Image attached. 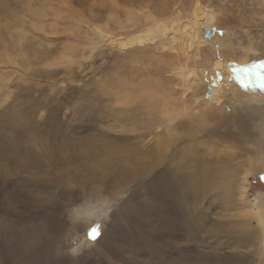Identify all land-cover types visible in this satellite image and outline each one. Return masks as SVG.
I'll return each instance as SVG.
<instances>
[{
    "label": "rangeland",
    "instance_id": "obj_1",
    "mask_svg": "<svg viewBox=\"0 0 264 264\" xmlns=\"http://www.w3.org/2000/svg\"><path fill=\"white\" fill-rule=\"evenodd\" d=\"M197 7L212 32L190 47ZM251 103L264 112V0H0V264H255Z\"/></svg>",
    "mask_w": 264,
    "mask_h": 264
},
{
    "label": "bare ground",
    "instance_id": "obj_2",
    "mask_svg": "<svg viewBox=\"0 0 264 264\" xmlns=\"http://www.w3.org/2000/svg\"><path fill=\"white\" fill-rule=\"evenodd\" d=\"M195 10H196L194 12V18L195 19L192 22L193 24L192 23L190 25L189 24H185V27H188L189 26V28L191 29L190 31H188V42H189L190 47H192L193 45L196 46L197 44H203V43H205L208 40V39H206L208 37L207 30L208 29L209 30H212L211 27H212L213 17H214V16H212L210 14V12L208 10H203L201 7H199V10H198V7H197V9L195 8ZM157 23H158V25H160L159 22H157ZM162 23H163V21H162ZM185 23H189V22H185ZM162 25H164V23ZM164 27H165V25H164ZM205 28H208V29L205 30L206 34L204 35V29ZM160 29H161V27H160ZM162 29L161 30H162V33H163L165 31V28H162ZM154 31L156 32V30H154ZM152 32H153V29L151 28L146 33H141V34H138V35H136L134 37H130L127 40H124V42L121 45L123 47H125V46H130L132 44L134 45V44H137V43H142L145 40H149L151 38L153 39L154 38V35H151ZM184 32H186V31H184ZM211 32H210V36H211ZM197 53H199V52H197ZM212 66H213V71H214L215 79L209 77L208 78L209 81L207 80L209 82V86H208L209 87V92H207V96L208 97L206 96L207 97L206 100H207V102H210V103L215 104L216 106H219L223 102V92H222V88H221L222 87V84L224 82L226 83L228 81V79L230 78V75H231V71H230V67L228 66V63L225 62L224 60H221V59H217L216 58V60L213 62V65ZM192 73H195L194 70H192V69H190V70H188L186 72V74H192ZM180 74H181V72H180ZM182 74L184 75V73H182ZM190 80H191V78H190ZM218 80H220L221 82L218 81ZM145 82L148 85L150 83V81L148 83V80H146ZM149 86H151V83H150ZM248 105L249 106H244L241 112H243L245 114V116L257 117L260 121H262L263 120L262 118H264V112H258L259 111L258 107H256V105L253 104V103L248 104ZM163 140L165 141V139H163ZM244 183H245V180H244L243 186H242V188L240 190V193L242 195H245V193L247 192V186L244 185ZM243 199H245V198H243ZM244 204H245V202H244ZM248 205H249V212H252L253 216L256 217L257 220H258L259 227H258L257 231L260 230V232H259V236L256 237L257 241H255V238L252 237V236H250L248 234V232H246V229L245 230H242V232L244 231L246 233L244 234V236L242 238L239 239V242H240V245L241 246H243V245H253V248H255V250L257 251V254H258V251H259V254H260L259 257L255 258V261H256L255 264H261V262H262L261 261V258H262V256H264V207L262 205L260 206V203H258V198L257 197L253 198L252 200H248ZM245 211H244V213H245ZM246 214H247V212L244 215H246ZM247 218H249V217H247ZM246 235H249V236H246ZM251 237H252V240H251ZM239 248H242V247H239ZM241 255H244L243 250L241 251ZM37 264H40V263H37Z\"/></svg>",
    "mask_w": 264,
    "mask_h": 264
},
{
    "label": "snow or ice",
    "instance_id": "obj_3",
    "mask_svg": "<svg viewBox=\"0 0 264 264\" xmlns=\"http://www.w3.org/2000/svg\"><path fill=\"white\" fill-rule=\"evenodd\" d=\"M90 235L93 238H95V236L98 235V228L97 227L92 228Z\"/></svg>",
    "mask_w": 264,
    "mask_h": 264
},
{
    "label": "water",
    "instance_id": "obj_4",
    "mask_svg": "<svg viewBox=\"0 0 264 264\" xmlns=\"http://www.w3.org/2000/svg\"><path fill=\"white\" fill-rule=\"evenodd\" d=\"M207 35H208V37L210 36V32L207 30Z\"/></svg>",
    "mask_w": 264,
    "mask_h": 264
}]
</instances>
